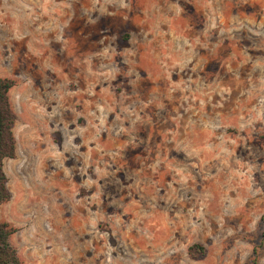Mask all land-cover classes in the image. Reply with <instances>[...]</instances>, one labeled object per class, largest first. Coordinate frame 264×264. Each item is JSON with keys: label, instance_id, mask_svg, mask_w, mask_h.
I'll use <instances>...</instances> for the list:
<instances>
[{"label": "rangeland", "instance_id": "1", "mask_svg": "<svg viewBox=\"0 0 264 264\" xmlns=\"http://www.w3.org/2000/svg\"><path fill=\"white\" fill-rule=\"evenodd\" d=\"M0 78L19 264H264V0H0Z\"/></svg>", "mask_w": 264, "mask_h": 264}, {"label": "trees", "instance_id": "2", "mask_svg": "<svg viewBox=\"0 0 264 264\" xmlns=\"http://www.w3.org/2000/svg\"><path fill=\"white\" fill-rule=\"evenodd\" d=\"M10 78H0V205L8 202L11 193L7 187V175L4 170V159L15 155V140L12 125L15 114L9 99V90L14 85ZM16 231L9 222L0 220V264H19L17 249L10 242V236ZM192 248H202L194 244Z\"/></svg>", "mask_w": 264, "mask_h": 264}]
</instances>
